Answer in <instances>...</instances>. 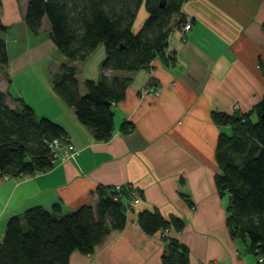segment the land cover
<instances>
[{
  "label": "crops",
  "instance_id": "0c3cea01",
  "mask_svg": "<svg viewBox=\"0 0 264 264\" xmlns=\"http://www.w3.org/2000/svg\"><path fill=\"white\" fill-rule=\"evenodd\" d=\"M28 3L0 0L7 28L0 37L9 56L0 69V91L10 108L22 100L37 117L61 126L77 153L31 176L5 180L0 173V242L8 219L29 208L51 210L58 203L63 214L84 205L95 209L100 186H127L139 199L128 200L124 227L110 229L89 255L74 251L68 264H161L163 232L145 233L137 221L142 211L182 220L179 233L167 229L166 235L188 249L189 264H255V256L229 235L228 197L216 184L221 170L215 152L219 134L230 130L217 126L211 113L231 114L235 106L247 113L264 94V0H185L173 17L166 49L175 64L156 58L149 69L129 74L125 98L113 106L107 142L96 141L54 93L52 80L65 59L52 42L47 18L38 35L27 27ZM187 21L192 26L183 35ZM101 55L90 75L82 69L91 55L77 67L81 93L85 79L98 80ZM151 82L158 93L140 97ZM123 122L133 126L126 134L120 131ZM106 225L111 227L109 220Z\"/></svg>",
  "mask_w": 264,
  "mask_h": 264
},
{
  "label": "trees",
  "instance_id": "16d2710c",
  "mask_svg": "<svg viewBox=\"0 0 264 264\" xmlns=\"http://www.w3.org/2000/svg\"><path fill=\"white\" fill-rule=\"evenodd\" d=\"M184 1L29 0L27 27L38 35L42 20L47 18L52 42L65 59L53 77V91L73 108L77 120L91 129L96 141L107 142L112 137L113 106L125 98L129 74L149 69L156 58L166 66L175 64V56L167 55L166 49L173 17L181 13ZM141 6L147 17L134 31ZM6 29L0 15V32ZM99 46L105 50L101 77L85 79L81 93L77 65ZM8 61L7 44L0 37V69ZM19 103V108H10L0 91V173L8 179L51 169L54 163L49 145L55 139L68 140L61 126L37 117L22 100ZM235 111L211 113L217 126L230 130L221 132L217 140L215 157L221 172L216 184L220 195L228 197L226 223L230 237L244 244L255 256V264H264V94L247 113ZM132 129L129 122L120 127L123 134ZM97 197L95 209L84 205L63 214L57 203L51 210L35 206L22 213V218L10 217L0 242V264H68L74 251L91 254L110 229L124 227L132 203L129 201L133 200L129 192L115 187L100 186ZM137 221L149 235L183 229L182 220L165 219L158 211H142ZM164 239L161 264H189L188 249L176 237L166 235Z\"/></svg>",
  "mask_w": 264,
  "mask_h": 264
},
{
  "label": "built area",
  "instance_id": "2783aa9c",
  "mask_svg": "<svg viewBox=\"0 0 264 264\" xmlns=\"http://www.w3.org/2000/svg\"><path fill=\"white\" fill-rule=\"evenodd\" d=\"M190 28H191L190 24L185 23V25H183V27L181 28V33L184 35L190 30ZM157 93H158V89L157 87L153 86L152 82L146 85L145 87L141 88L139 92L140 97H145V96L157 94ZM235 109H238V107L235 106ZM49 148H50V153L53 156L52 162L54 164H56L59 161H63L69 158H74L77 153V149L69 140L55 139L49 145ZM4 179L7 180L8 178L4 177ZM115 189L118 191L123 190V189L126 190L134 198L132 202H138L139 198L138 196H136V192L133 190H130L129 187L116 186ZM166 234H167V230H165L162 235L166 236ZM259 261H262V259H259ZM198 264H216V263L209 262V263H198Z\"/></svg>",
  "mask_w": 264,
  "mask_h": 264
},
{
  "label": "rangeland",
  "instance_id": "374dc122",
  "mask_svg": "<svg viewBox=\"0 0 264 264\" xmlns=\"http://www.w3.org/2000/svg\"><path fill=\"white\" fill-rule=\"evenodd\" d=\"M147 14H146V10H145V8H144V6H141V8H140V10H139V12H138V14H137V17H136V20H135V24H134V27H133V30L135 31H137V29H139V27L144 23V20L146 19V16ZM102 54V55H101ZM104 56L105 57V50H104V48L102 47V46H99L92 54H91V57H90V59H88V61L86 62V63H84V65L86 64V66H84V65H82L83 64V62L82 63H79L78 65H77V67L78 66H84L83 67V71H84V73H86L85 75H90L89 73H91L90 71L92 70L91 68H92V66H94L95 65V60L97 59V58H99V56ZM88 57V58H89ZM99 69H100V74H99V76H98V78L97 79H100V77H101V65H99ZM88 73V74H87ZM131 74H133V73H131Z\"/></svg>",
  "mask_w": 264,
  "mask_h": 264
},
{
  "label": "water",
  "instance_id": "95a60500",
  "mask_svg": "<svg viewBox=\"0 0 264 264\" xmlns=\"http://www.w3.org/2000/svg\"><path fill=\"white\" fill-rule=\"evenodd\" d=\"M109 104V103H108ZM264 118V117H263ZM23 216L21 215L20 218H22Z\"/></svg>",
  "mask_w": 264,
  "mask_h": 264
}]
</instances>
